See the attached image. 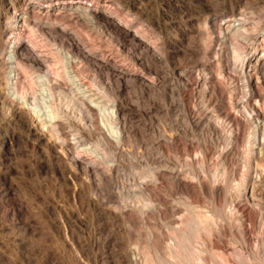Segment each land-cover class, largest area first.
I'll list each match as a JSON object with an SVG mask.
<instances>
[{
	"label": "bare ground",
	"instance_id": "obj_1",
	"mask_svg": "<svg viewBox=\"0 0 264 264\" xmlns=\"http://www.w3.org/2000/svg\"><path fill=\"white\" fill-rule=\"evenodd\" d=\"M196 4L202 15L192 12L186 16L181 25L174 27L173 37L160 36V24L148 14L142 16L129 0H17L2 7L1 106L9 107L13 121L22 122L37 144L53 139L50 151L55 153L59 149L64 153L65 159L57 160L69 178L79 184V191L73 188L71 196L73 199L79 196L80 207L91 208L93 213L106 217L109 226L126 225L125 236L131 239L140 237L132 229L145 230L144 251H141L143 247H139L141 252L137 247L123 248L112 261L107 252L114 242L113 236L105 233V240L100 242L92 239L100 230L93 229L91 240L80 248L79 264H147L149 255L158 264H188L183 256L176 257L177 262L162 259L165 235L156 232L155 226L148 222L152 217L148 215L154 211L171 216L177 213L159 193V188L166 184L189 198L206 195L212 208V218L201 213L193 216L194 222L190 223L197 229L194 234L179 232L180 241L177 238L176 246L192 235L196 239L202 237L201 232L206 236L204 241V236L199 238L203 241L200 264L208 263V253L217 255L220 264H264L255 247L261 241L259 235L264 233V205L260 199V190L264 187V6L257 20L231 8L227 19L220 22L223 16H216L209 0H198ZM222 4L226 6L227 2ZM171 44L176 45L175 54L181 55L184 62L196 58L206 63L200 61L195 67L197 70L181 63L172 64L168 51ZM35 54L41 55V61ZM87 69L95 73L93 81L86 80ZM22 78H26V83ZM129 91L138 96L137 101H152L154 95L167 100L172 96L178 98L189 129L204 133V139L196 147L201 154V173L210 158L211 162H219L224 174H234L231 166L238 147L243 146L240 153L243 167L235 190L226 191L224 179L216 176L209 185L204 176L198 175L193 177L195 181H189L181 172L169 169V172H148L143 182L125 196L120 192H104L119 173L118 158L126 153L124 147L131 140L137 142L132 133L137 127L133 123L137 111L128 109L123 98ZM195 92L201 103L206 104L201 112L193 106ZM75 121L79 123V130L74 128L72 142H66L61 137V127ZM10 123L5 130L11 129ZM139 125L144 127L145 123L139 122ZM92 133L96 136L95 146L79 149L82 140ZM165 134L168 143L175 147L179 139L175 134ZM11 140L12 137L1 135L0 150ZM218 141L224 147L214 152V143ZM188 148L190 151L192 147ZM83 159L90 164H84ZM142 199L145 203L141 204L137 219L131 215L128 202L139 203ZM256 227L260 231L259 241L258 238L251 240L250 236ZM229 233L234 234L233 240L245 250L254 242L250 253L254 263L249 262L251 258L240 261L226 255L224 238ZM173 246L166 245L168 258L176 253L172 251Z\"/></svg>",
	"mask_w": 264,
	"mask_h": 264
},
{
	"label": "rangeland",
	"instance_id": "obj_2",
	"mask_svg": "<svg viewBox=\"0 0 264 264\" xmlns=\"http://www.w3.org/2000/svg\"><path fill=\"white\" fill-rule=\"evenodd\" d=\"M15 1L17 0H0V13L5 3H14ZM129 1L135 3V7L139 8L138 12L141 11L139 13H142V16L148 14V17H151L160 24L159 26L162 30L160 36L162 37L166 36V34L167 36L170 35L173 37L174 27L181 25V22L186 19V16H189L192 12L198 16L202 15V12L198 11L196 8V2H198V0ZM209 2L213 4L216 10V16H223L220 22L227 19V14L231 8L239 9L240 11L238 10V12L251 20H257L260 18L259 16L264 6V0H209ZM222 2H227L226 6L223 5ZM260 11L261 13L258 14ZM77 34L79 36V31ZM25 37L28 38V34H26ZM175 48L176 45L171 44L168 50L170 53L169 60L172 64L181 63L195 69L196 65L200 64V61L201 63L204 62V60L199 61L196 58V60L193 58L194 60L188 59V61L186 60V62H184L181 55L175 54ZM41 50V55H44V48H41ZM150 54L152 55L153 52H150ZM41 55L35 54V57L39 59ZM174 56L175 58H173ZM39 60L41 61V59ZM208 61L210 62L211 60L209 59ZM204 63H206V60ZM36 75L37 74H34V76ZM84 76L86 80L90 82L94 80L95 73L87 69L84 71ZM22 80L23 83H26V78H22ZM22 87L24 88L25 85ZM196 91L198 93L199 89ZM197 93L195 92L193 98V106L201 112L206 104L203 105L205 103L204 101L201 103L199 94ZM137 97L138 96H136L133 91L130 93L127 92L123 97L128 104V109L134 108L137 111L134 113L133 118V123L135 126L137 125V127L132 130L137 142L134 143L131 140L126 144L127 146L125 145L127 147H124L126 153H124L123 157L118 158L120 164L119 173L115 177L114 183L111 184V186L109 185L110 187L108 186V190L107 187L106 189L103 188V191L105 189L104 192L108 193L110 191L117 194L120 192L125 196V194L133 191V189H136L138 185L143 182L142 178L144 175H148V172H169V169H171L170 171L174 170V172H181L182 176L189 181H195L193 178L195 176H204L209 185L212 183V178L216 176L217 178L224 179L225 185L228 186L225 187L226 191L233 192L235 190L239 183L243 167L242 154H240L242 153L241 150L243 146L238 147V157L236 156V159L234 158V162L231 166V170L233 169L234 174L231 172L224 174L219 167V162H211L210 158L205 161L203 165L204 170L201 173V154L200 150L196 149V147L199 146L200 139H204V133H196L189 129L180 109V104H178V98L172 96V98H168L167 100L159 95H154L153 97L155 99L152 98V101H156L152 103V101L146 99L144 100L145 102L143 100L137 101ZM148 102L151 103V105H149ZM145 107H147L146 110ZM138 110L140 113L142 111V113L139 114ZM11 115L12 113L9 107L6 105L2 107L0 100V136L6 134L7 137H12L10 144H7L6 147L0 150V264H79V259L82 256V254L79 253L80 248L91 240L94 230H100V232L96 233L92 239L96 238L100 242L105 240V233L106 236L107 234L113 236L114 242L110 245V250L107 252L112 261L116 260L117 255H120L121 249L123 248L137 247L139 250V247L140 249L143 247L141 251H144L145 246L143 244H145V242H143V240L145 241V237L142 238L144 228L143 230L142 228L141 230L140 228L132 229L133 233L136 232L140 236L138 239L139 241L134 240L126 237L127 235L125 236L127 232L126 225L122 226L124 224H118L113 227L109 226L108 223H106V217L97 215L95 212L93 213L91 208L85 209L80 207L79 201L81 200H79V196L74 199L71 196L73 188L79 191V184L69 178V175L65 173V168L59 163L60 161L58 162L57 160L58 158L64 160V153L61 150L59 151V149H56L55 153L50 151L49 146L52 144L53 139H47L48 141L46 140L41 144H37L27 133L26 126L22 122L13 121ZM8 122L12 124L9 127L11 129L5 130ZM139 122L145 123V126L141 127ZM70 123L73 126H70L71 124H65L61 127V137L69 143L72 142L71 140L76 134L75 130L79 127V123L77 122L76 124V121L75 123ZM163 134H165V136L175 134L179 142L176 143L177 145L175 144V147L171 146ZM95 143L96 136L92 133L82 140L79 149L87 146L94 147ZM188 146L192 147L190 151ZM222 147H224L223 142H215L214 152H216L217 149L219 151ZM181 151L183 153H181ZM82 162L86 165L90 164L87 159H83ZM68 169L70 168L68 167ZM70 170H72V168ZM262 184V186H264V183ZM166 185L159 188V193L166 204H170V207H173L175 209L173 210L178 214L175 213L173 216H171L170 213L169 215L168 213L167 215H161L163 212L161 213L159 211V213L156 214V211H154L150 213L152 215H148V217L152 216L150 219L151 221L149 220L150 217H147L152 227L154 225L155 227L153 228L157 229L155 231H158V233L163 236L165 235L166 240L164 244H166L165 248L162 246V259L166 262L168 260H172V262L175 260V262H177L179 261L177 258L183 256L184 258L186 257L188 264H200L199 253L203 248L201 243H203V239H205L206 235L200 232V236H204V238L199 237L202 238V242L201 239H196L192 237L193 235L190 236V239L187 240L188 243L187 241L182 242L183 244L186 243L184 247L183 244L179 242V247L181 249L175 244L180 241V233L186 231L187 233L194 234L192 232H195L197 226H193L194 223L190 222H194L192 220L196 213L206 214L211 218L213 217L212 212H210L212 211L210 199L204 194H200L195 198H189L180 192H175L170 185H168L170 188L169 190ZM260 191L261 203L264 205V187H262ZM130 202L128 203L132 208L131 215L137 219L140 218V206L145 202L143 199L139 203L135 202L133 204L131 200ZM154 204L155 203H153V205ZM175 207L179 212L176 211L177 209ZM161 211H163V209ZM62 225L64 230L60 227ZM255 229L253 228L250 234L251 240L253 241L258 238V234L260 233L258 227ZM60 232H65V236ZM233 233H236V230H234ZM232 234L229 233L230 236H228L230 238L228 236L224 238V245L226 244L225 246H227L226 249L228 250V254L226 255L230 256L231 259L240 261L251 258L249 262H253L251 254L254 249V245L252 246L254 242L248 247L249 250H245L242 247L240 248V245L233 240ZM126 238H128V240H125ZM259 238L261 240L260 242H258ZM259 238L257 239L258 243H255V247H257L258 250V257L261 256V258H264V233H261ZM128 241L129 243H127ZM123 243L125 244L123 245ZM135 243L137 245H135ZM167 244L175 246H173L174 248L172 247V251L176 252L172 258H168L169 252L166 248ZM180 245L185 248L186 252L185 250L183 251ZM164 252H166V254ZM260 253H263V257ZM208 254V257H206L207 264H220L217 255L213 253ZM148 260L147 264H158L155 262L156 260L153 256L149 255Z\"/></svg>",
	"mask_w": 264,
	"mask_h": 264
}]
</instances>
